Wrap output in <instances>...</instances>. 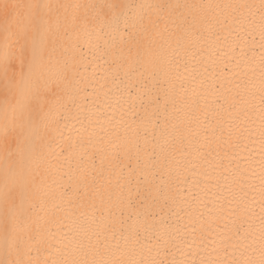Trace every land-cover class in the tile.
<instances>
[{"label": "snow or ice", "instance_id": "1", "mask_svg": "<svg viewBox=\"0 0 264 264\" xmlns=\"http://www.w3.org/2000/svg\"><path fill=\"white\" fill-rule=\"evenodd\" d=\"M0 51V264H264V0L4 4Z\"/></svg>", "mask_w": 264, "mask_h": 264}, {"label": "bare ground", "instance_id": "2", "mask_svg": "<svg viewBox=\"0 0 264 264\" xmlns=\"http://www.w3.org/2000/svg\"><path fill=\"white\" fill-rule=\"evenodd\" d=\"M28 2V0H0V7H2L4 4H23ZM60 2L71 4L75 3L76 0H60ZM191 2V0H189ZM0 54H2V51H0ZM256 55L259 56V48L256 49ZM5 71L4 64L0 62V122H3L4 117V106L6 104L15 103V99L12 95V93L9 91L8 87L6 86L5 82L3 81V73ZM9 75H11L13 72L16 73L17 79H19V65L13 64L11 67L8 68ZM22 86V85H21ZM11 112V109L9 108V113ZM253 127H258L257 125H253ZM253 139H256L258 141L259 137L258 135L253 137ZM249 149L252 150L251 152V160L254 161L252 164V169L255 171V175L252 176V178L248 181V183L254 185V190L251 191L250 196V202L254 200V203L251 204V212L253 214L252 222L257 226V230L259 227V216L261 214V207H260V200H261V183H260V155H259V148L260 145L257 142L256 144H249ZM245 156H249V152L244 153ZM243 163V162H241ZM246 166V165H245ZM186 187V186H185ZM209 200L212 199V197H208ZM208 208L213 209L211 212L208 211L207 208H203L202 210L205 212L206 221L208 224L211 225V230L208 233V239L216 240L219 238V235L226 232L228 229L232 227L233 221L238 222L237 217H231L227 214V205H225L224 212H221L216 209V206L214 204L209 203ZM181 215H184V213H180ZM187 219V217H186ZM180 223V221H178ZM200 225L197 224V228H199Z\"/></svg>", "mask_w": 264, "mask_h": 264}]
</instances>
